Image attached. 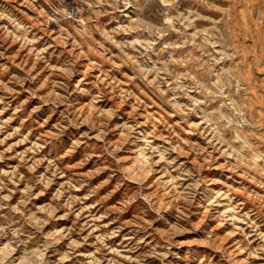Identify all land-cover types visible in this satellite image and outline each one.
I'll list each match as a JSON object with an SVG mask.
<instances>
[{
    "label": "rangeland",
    "instance_id": "374dc122",
    "mask_svg": "<svg viewBox=\"0 0 264 264\" xmlns=\"http://www.w3.org/2000/svg\"><path fill=\"white\" fill-rule=\"evenodd\" d=\"M0 264H264V0H0Z\"/></svg>",
    "mask_w": 264,
    "mask_h": 264
}]
</instances>
